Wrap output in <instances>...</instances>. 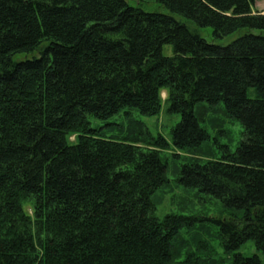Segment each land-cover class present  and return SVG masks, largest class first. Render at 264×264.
<instances>
[{
    "label": "trees",
    "instance_id": "trees-1",
    "mask_svg": "<svg viewBox=\"0 0 264 264\" xmlns=\"http://www.w3.org/2000/svg\"><path fill=\"white\" fill-rule=\"evenodd\" d=\"M139 1L198 29L125 0H0V264H218L186 253H211L203 219H160L155 200L169 184L163 154L172 148L179 160L210 141L208 110L196 112L203 103L216 113L223 104L244 138L235 152L218 145L221 157L207 149V160L182 163L176 182L220 202L221 218L207 220L227 254L254 243L258 253L230 264H264L259 0ZM206 28L215 42L200 34ZM164 105L181 117L171 143L140 121L108 135L88 119L127 109L152 118Z\"/></svg>",
    "mask_w": 264,
    "mask_h": 264
},
{
    "label": "rangeland",
    "instance_id": "rangeland-1",
    "mask_svg": "<svg viewBox=\"0 0 264 264\" xmlns=\"http://www.w3.org/2000/svg\"><path fill=\"white\" fill-rule=\"evenodd\" d=\"M130 6L134 8H140L147 13H160L165 15H173L176 19L180 21L187 22L193 28L198 29L193 23L185 20L181 16L171 14L166 8L162 5L155 3V2H140L139 0H125ZM256 11L264 13V0H259L256 4ZM200 34L208 41V42H215L213 36V29L206 28V29H199ZM247 31H242L236 33L223 41H217V44L220 45H229L237 38L246 34ZM163 53L167 57H172L174 55L173 48L171 46H165L163 48ZM24 55H18V59H22ZM166 93L162 94V99L166 100ZM217 108V107H216ZM204 109L208 110V114L204 122L201 123V126L207 130L210 135V141L204 145L203 150L198 153H180L181 159H175V150L172 148L163 154L164 158L169 161V172H168V179L169 184L163 188H161L155 200L158 201V211L157 217L162 219L164 216L168 214L174 215H194L203 219V222L198 225H205L207 228L212 229V233L214 237H209L202 235L203 242H209L211 245V253L208 254L207 249H200L197 250L193 248L191 250L186 251L189 253L195 254L196 258L201 259H213L218 261V264H230L231 261L234 259L236 254H241L245 257H251L255 255L257 252L256 247L253 242L248 243L242 249H240L237 253L227 254L223 247L221 246L219 240L215 236L218 226L213 224L211 221L207 219H220L223 212L222 205L220 202L205 196L203 194L198 193L197 191H190L184 189L182 186L177 184L176 176L173 174L175 168H179L182 163L186 161H190L192 159H201L207 160L208 158L204 155V152H207L209 149H213V152H218V157L222 156L223 150L218 147V145L227 146L229 147L231 152H235L239 147L241 141L244 138V128L243 126L231 119L228 118L223 114L224 106L220 104L218 106L219 110H222L218 113L215 112L217 109H209L207 103L200 104L196 108V112L200 115ZM126 112L130 115L126 116ZM91 126L94 129L102 128V131L107 133L108 135H112L119 130L117 125H128L129 121L135 120L142 122L146 129L151 132L152 135L158 136L162 135L171 143V131L173 128L181 121V117L179 115H171L167 111V105H164L160 115L155 117H145L141 115L137 110H124L119 115L115 117L103 121L96 119L93 116L88 117ZM208 149V150H207ZM201 238V237H200ZM183 256L179 259V263L183 262L186 259L185 251H183ZM178 262V260L176 261ZM175 262V263H176ZM191 264V263H186Z\"/></svg>",
    "mask_w": 264,
    "mask_h": 264
}]
</instances>
